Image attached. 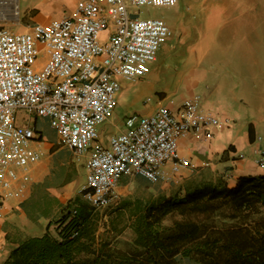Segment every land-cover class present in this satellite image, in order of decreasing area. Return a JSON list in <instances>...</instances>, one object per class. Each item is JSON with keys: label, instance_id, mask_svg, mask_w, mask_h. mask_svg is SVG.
I'll list each match as a JSON object with an SVG mask.
<instances>
[{"label": "built area", "instance_id": "1", "mask_svg": "<svg viewBox=\"0 0 264 264\" xmlns=\"http://www.w3.org/2000/svg\"><path fill=\"white\" fill-rule=\"evenodd\" d=\"M178 5L179 0H80L70 16L35 24L29 32L0 27V226L6 203L26 196L30 167L43 157L32 146L33 116L48 118L77 157L88 156L82 193L95 209L119 200L125 176L178 183L191 168L179 141L189 135L209 140L215 129L228 126L203 111L202 95L196 94L179 113L159 106L129 117L107 146L100 142V126L117 106L120 80L147 75L172 35L164 18L142 16L139 9ZM258 164L264 167V151Z\"/></svg>", "mask_w": 264, "mask_h": 264}, {"label": "trees", "instance_id": "2", "mask_svg": "<svg viewBox=\"0 0 264 264\" xmlns=\"http://www.w3.org/2000/svg\"><path fill=\"white\" fill-rule=\"evenodd\" d=\"M120 210L134 234L126 251L100 241V212L78 196L57 221V236L16 240L0 264H178V256L199 264H264V175L243 176L232 187L202 171L171 196L125 200ZM120 221L113 233L124 229Z\"/></svg>", "mask_w": 264, "mask_h": 264}, {"label": "crops", "instance_id": "3", "mask_svg": "<svg viewBox=\"0 0 264 264\" xmlns=\"http://www.w3.org/2000/svg\"><path fill=\"white\" fill-rule=\"evenodd\" d=\"M64 1L0 0V27H7L15 32H29L35 24H47L55 19L70 16L80 0H73L68 11L64 9ZM262 1L231 0L233 15L230 20L223 22L222 18L219 23L217 22L214 42L210 46L209 53L199 59V63L193 69L184 72L181 76L180 88L182 87L188 94L169 100L166 92H158L161 98L153 108V112L159 106H165L179 113L187 98L200 94L203 98L201 106L203 111L228 121V126L214 130L212 139L204 140L189 135L179 141V152L190 159L191 168L182 173L178 183L160 182L165 188L180 185L182 179L196 177L202 171L214 177L223 176L232 187L243 176L264 175V167L258 164L261 152L264 151V64L258 59L260 46L264 40V12L261 7L255 9L251 7L254 2L261 3L264 7ZM243 3L248 5L250 3L249 9L244 8ZM234 7L237 9L234 10ZM19 24L23 27L17 26ZM108 35V32H104L103 38ZM113 125L118 126L117 123ZM33 128L36 139L32 146L43 152V157L30 167L31 179L26 196L32 191V186L44 180L41 170L43 161L48 159L46 153L54 154L63 148L72 151L61 143L58 133V142H44L41 134L35 127ZM124 129L119 128L112 135ZM100 136V142L107 146L111 136L107 138L101 132ZM42 143L43 148H39L37 145L40 146ZM83 158L82 184L85 185L88 156L85 155ZM138 177L140 176L122 177L117 189L119 196L121 183ZM23 199L9 200L6 203L7 215L19 208L18 203ZM53 200L59 203L61 199L58 197ZM71 200L73 198L68 203ZM45 211L48 215L43 214ZM42 215L49 217L50 211L43 210ZM5 221L0 226V263L9 256L10 244L13 247L17 245L14 241L8 242L6 237L8 229L11 224L21 227L12 215Z\"/></svg>", "mask_w": 264, "mask_h": 264}, {"label": "rangeland", "instance_id": "4", "mask_svg": "<svg viewBox=\"0 0 264 264\" xmlns=\"http://www.w3.org/2000/svg\"><path fill=\"white\" fill-rule=\"evenodd\" d=\"M72 2L73 0H65L64 9L68 11ZM230 2L231 0H179L177 7L144 6L139 9L142 16L164 18L172 29V35L161 46L158 59L147 75L139 80H121L117 106L111 120L100 128L103 136L109 138L119 128H125L129 117L152 113L161 98L158 92H166L169 100L188 94L182 87L180 88L181 76L184 72L193 69L199 63V59L209 53L210 46L214 42L217 22L219 23L222 18L223 22L230 20L233 15ZM262 2L264 5V0ZM249 5L242 4L247 9ZM261 5L254 2L251 7L254 9L261 7L264 12V7ZM235 9L237 8L234 7ZM132 12L136 13L135 10ZM17 26L23 27L21 24ZM258 59L264 64V40L260 46ZM116 123L118 126L113 125ZM31 126L37 129L44 142H58L57 132L51 127L47 118L36 119L33 116ZM37 146L43 148L44 145L42 143ZM46 156L48 159L43 161L41 170L43 182L32 186L30 194L24 197L23 201H19V208L6 216L8 218L12 215L21 226L11 224L6 234L8 242L30 236H41L47 232L57 236V221L63 216L68 201L77 196L83 198L84 158L77 157L67 148L54 154L46 153ZM185 180L186 178L182 179L180 185H171L170 188H165L160 182H148L142 177L122 182L119 200L105 209H98L100 220L97 234L100 241L110 240L113 248L128 250L133 244L134 234L129 227L131 220L128 213L120 210L125 200L147 199L160 195L171 196ZM57 196L62 200H59V203L53 200L58 198ZM43 210L50 211L49 217L42 215ZM119 220L121 223L118 226L124 229L116 234L113 233L112 225L117 224ZM9 248L12 249L13 246L10 244ZM176 260L178 264H199L182 256H178Z\"/></svg>", "mask_w": 264, "mask_h": 264}]
</instances>
